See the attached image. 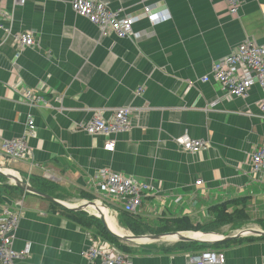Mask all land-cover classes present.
<instances>
[{"label":"crops","instance_id":"obj_1","mask_svg":"<svg viewBox=\"0 0 264 264\" xmlns=\"http://www.w3.org/2000/svg\"><path fill=\"white\" fill-rule=\"evenodd\" d=\"M70 1L0 3L2 24L36 39L22 50L12 40L0 42V137H20L29 116L36 127L27 158L10 162L0 154V166L61 201L104 202L111 207L108 220L124 233L206 232L209 238L264 231V174L251 170L252 153L264 147L261 90L255 85L244 97L230 96L213 79L200 80L242 41L264 45V0H241L236 14L225 0H150L167 13L154 23H134L136 40L100 36ZM100 1L133 14L142 6L139 0ZM27 89L41 99L35 105L21 97ZM122 106L131 110L128 131L82 130L96 112L108 118ZM182 136L206 145L190 153ZM100 169L149 185L137 213L125 212L96 183ZM5 184L12 185L0 180V214L19 211L13 248L29 247L13 264H98L84 256L93 245L120 250L128 264H193L203 250L224 251L225 264H264V236L215 243L114 240L91 213ZM123 215L133 228L121 224Z\"/></svg>","mask_w":264,"mask_h":264},{"label":"built area","instance_id":"obj_2","mask_svg":"<svg viewBox=\"0 0 264 264\" xmlns=\"http://www.w3.org/2000/svg\"><path fill=\"white\" fill-rule=\"evenodd\" d=\"M2 0H0L1 3ZM13 8L24 5L26 0H9ZM150 0H139L142 4L138 14L125 12L121 7L110 9L106 3L100 0H71L70 6L74 13L86 18L93 24L100 36L113 34L117 38L138 39L140 32L133 29L134 23L140 19H146L154 23L163 18L166 9L155 10L157 2L149 3ZM229 13L236 14L240 8L241 0H225ZM1 15V11H0ZM0 42L8 39L13 41L14 46L20 50L33 47L36 43L31 31L12 33L9 26L2 24L0 20ZM213 79L230 96H246L252 86L257 85L261 90L258 103L260 117L264 119V45H259L253 40H244L225 57L213 62L209 75H204L202 82ZM21 97L29 105H35L40 98L36 97L32 90H24ZM214 102L210 104L213 106ZM130 108L128 106L117 107L108 118L101 111L86 123L81 125L87 134L113 135L130 129ZM36 127L32 117L26 120V128L23 134L17 138L5 139L0 137V154L10 162L20 161L27 158L28 140L36 134ZM181 146L190 153H195L205 147L206 143L200 139H191L182 136L179 140ZM106 148L113 147V143H107ZM251 170L256 174H264V147L257 148L251 155ZM50 179V175H44ZM96 183L106 193L118 200L123 210L129 214H135L142 203V199L151 193V188L145 182L125 176L122 173L108 169H100L95 175ZM197 180V185L201 184ZM19 222V211L5 210L0 214V264H13L21 260L29 253V247L17 251L13 248L15 232ZM90 262L99 261L98 264H128L127 256L120 250L104 248L102 246H90L84 252ZM193 264H225L226 254L222 250H203L193 257Z\"/></svg>","mask_w":264,"mask_h":264},{"label":"water","instance_id":"obj_3","mask_svg":"<svg viewBox=\"0 0 264 264\" xmlns=\"http://www.w3.org/2000/svg\"><path fill=\"white\" fill-rule=\"evenodd\" d=\"M0 175L5 177L12 185L16 186L23 193L32 194L37 197L49 200L71 211H75V212L85 211L91 213L93 216L100 219L104 228L110 235L126 242L147 243L158 240H172V241H196L202 243H215L219 241H231L248 235L264 236L263 230L255 229V228L240 229L239 231H237L235 234L232 235L210 233L209 235L211 237L209 238H206V236L208 235L206 232L184 233L178 231H171V232L145 234V235H134L131 233L118 234L109 227L107 214H108V209H110L111 207L105 204L104 202L99 200H87V201L85 200L78 204H71L65 201H61L48 193L40 191L32 184H30L28 181L22 179L15 172L8 170L2 166H0Z\"/></svg>","mask_w":264,"mask_h":264},{"label":"trees","instance_id":"obj_4","mask_svg":"<svg viewBox=\"0 0 264 264\" xmlns=\"http://www.w3.org/2000/svg\"><path fill=\"white\" fill-rule=\"evenodd\" d=\"M0 180L1 181H6L7 179L5 178V177H3L2 175H0ZM5 186H7L9 189H11V188H16V189H18L16 186H14V185H8V184H5ZM96 219H98L97 217H95ZM121 218V224L122 225H126V226H128L129 228L130 227H132L133 228V224H130L131 223V219L127 216V215H123V216H121L120 217ZM99 220V219H98ZM100 221V220H99ZM101 223V222H100ZM102 224V223H101ZM104 230V229H103ZM105 231V230H104ZM135 235H137V233H135V232H133ZM105 235H107V236H109V237H111L112 239H116L115 237H113L112 235H110L108 232L106 233V231H105Z\"/></svg>","mask_w":264,"mask_h":264},{"label":"bare ground","instance_id":"obj_5","mask_svg":"<svg viewBox=\"0 0 264 264\" xmlns=\"http://www.w3.org/2000/svg\"><path fill=\"white\" fill-rule=\"evenodd\" d=\"M110 222V223H109ZM109 227L118 234H124L123 230L116 226L115 221L112 217L108 220ZM125 231V230H124Z\"/></svg>","mask_w":264,"mask_h":264}]
</instances>
